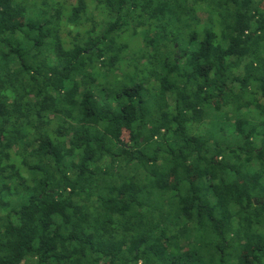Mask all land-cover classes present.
Returning a JSON list of instances; mask_svg holds the SVG:
<instances>
[{
	"label": "trees",
	"instance_id": "trees-1",
	"mask_svg": "<svg viewBox=\"0 0 264 264\" xmlns=\"http://www.w3.org/2000/svg\"><path fill=\"white\" fill-rule=\"evenodd\" d=\"M261 1L0 0V264H264Z\"/></svg>",
	"mask_w": 264,
	"mask_h": 264
},
{
	"label": "rangeland",
	"instance_id": "rangeland-1",
	"mask_svg": "<svg viewBox=\"0 0 264 264\" xmlns=\"http://www.w3.org/2000/svg\"><path fill=\"white\" fill-rule=\"evenodd\" d=\"M28 1H37V3L38 4H40V3H42V2H45V0H28ZM261 6L262 7H264V0L263 1H261ZM199 25H200V23H199ZM200 26H203L202 24L200 25ZM144 28H146V31H142L143 32V34H144V36H145V34L146 35H148L149 37H152V39H155V33H153V32H147V31H150V30H148V27L147 26H145ZM135 39V42H134V44H132V47L131 48H133L134 47V50H135V48L137 47V52H135V53H139V52H152V46L151 45H146L145 44V42H144V40H143V35L141 34V37H140V34H139V37H137V38H134ZM156 42V41H155ZM159 43H162V44H160V45H158L157 46V51L158 52H163L165 49H168L169 50V52H171V50H170V46H168V45H165V44H163L164 42H159ZM168 46V47H167ZM155 47V46H154ZM131 49L130 48H128V50H127V52H126V56H128V57H132L133 56V54L131 53L132 51H130ZM165 52H166V50H165ZM169 60L171 61V63L173 62V59H172V54L171 53H169ZM145 61H146V59H143V61L141 62L142 64H144L145 63ZM112 63V62H111ZM126 63H129V62H126ZM110 65V64H109ZM132 67V66H131ZM118 70H120V71H123L120 67H119V69ZM116 72V71H115ZM230 107H228V108H225L226 109V111H228V112H230V109H229ZM231 113V112H230Z\"/></svg>",
	"mask_w": 264,
	"mask_h": 264
}]
</instances>
